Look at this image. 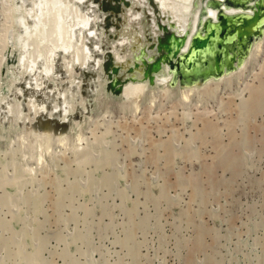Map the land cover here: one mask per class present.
<instances>
[{"label":"rangeland","instance_id":"rangeland-1","mask_svg":"<svg viewBox=\"0 0 264 264\" xmlns=\"http://www.w3.org/2000/svg\"><path fill=\"white\" fill-rule=\"evenodd\" d=\"M33 1L0 0V264H264V0H221L249 17L223 63L165 76L151 59L139 96L83 34L60 99L45 78L51 109Z\"/></svg>","mask_w":264,"mask_h":264},{"label":"bare ground","instance_id":"bare-ground-1","mask_svg":"<svg viewBox=\"0 0 264 264\" xmlns=\"http://www.w3.org/2000/svg\"><path fill=\"white\" fill-rule=\"evenodd\" d=\"M223 1L34 0L32 2L31 23L29 22L30 28L28 29L31 30L30 32L34 37L36 53L41 55L47 63L45 77L38 83L39 90L47 92V80L45 78L48 75L54 84V95L59 99L61 98L58 82L62 79L63 70L69 63V59L77 62L78 43L85 31L78 28L81 17L85 20L83 27H86L88 35L96 34V37L102 40L107 61L106 67H108L112 81L117 80L122 75L129 77L134 96L141 94L142 80L147 63L154 58L161 60V73L170 76L176 68L174 65L177 64L181 68L187 66L186 62L182 65L181 57L188 58L190 56L195 58L199 64V66L194 67L196 74L205 77L211 73L215 62L223 63L225 47L227 42L231 40L228 25L220 31L221 37H217L222 46L220 50L217 49L219 40L216 43L207 36L206 25L218 22V12L222 11L224 14H228ZM262 19L264 20V14ZM227 21H229L228 15ZM215 33L217 32L215 31ZM197 37H202V39H197ZM15 48V52H17L18 47L15 46ZM11 65L13 64L11 63ZM11 65L9 67L12 68ZM222 78L223 75L220 79ZM215 81L218 82L219 78ZM127 85L124 84L122 88H127ZM192 86L196 88L194 85ZM46 92H44V96H47ZM41 96L43 95L41 94ZM36 99H33L37 102L34 106L31 100L32 107L37 112H44L46 108L38 104L41 99L39 98L38 101ZM45 100L43 103L46 102ZM45 105L47 107L46 103ZM41 107L44 109H40Z\"/></svg>","mask_w":264,"mask_h":264},{"label":"water","instance_id":"water-1","mask_svg":"<svg viewBox=\"0 0 264 264\" xmlns=\"http://www.w3.org/2000/svg\"><path fill=\"white\" fill-rule=\"evenodd\" d=\"M239 2H244V0L242 1H239ZM244 6H245V2H244ZM86 8V7H85ZM228 15V14H227ZM227 15L224 14L222 11H219L218 14H217V20L218 22L217 23H213V24H209V23H206V24H209L208 26L206 25V28H207V36L209 39H213L216 43L218 41V35H219V32L222 31L226 25H228L229 23H232L234 22L235 25L237 24H240L242 25V21L245 19V18H249L248 16L247 17H241L238 21H234V20H230V21H227ZM29 22H30V19H29ZM27 26V25H26ZM28 27V26H27ZM21 29L23 28L20 27ZM24 31V29L22 30ZM215 31L217 33H215ZM96 35V34H95ZM88 36V33H87V30L85 29L84 31V38ZM83 38V39H84ZM217 38V39H216ZM91 39V38H90ZM197 39H202V37H197ZM216 39V40H215ZM84 41V40H83ZM94 41H95V38H94ZM197 41V40H196ZM85 42V41H84ZM221 45L218 43L217 44V49L220 50L221 49ZM206 49V48H205ZM207 50V49H206ZM99 58H100V52L97 50V49H94V51L92 52L91 54V59H89L88 63H87V66H89L90 68H94L92 74L95 75H98V72H99V69H98V64H99ZM188 59V60H187ZM12 60H15L14 58H12ZM181 60H182V65L186 62L187 64V71H189V73H193V69L194 67H197L199 66L198 64V61L195 59V58H191L190 56L187 58V57H181ZM64 74V73H63ZM62 74V76H63ZM176 74H174V77L172 78V80L170 81L171 82V85H173L175 82H176V77H175ZM181 75V74H180ZM179 75V76H180ZM177 76V75H176ZM178 78V77H177ZM114 85V83H113ZM116 86V85H114ZM62 89H63V92H64V89L65 87L64 86H61ZM49 89V88H48ZM118 89V87L116 88V90ZM48 95V99H47V108L48 109H51L52 108V94L51 92L49 91V93L47 94ZM61 123V122H60Z\"/></svg>","mask_w":264,"mask_h":264}]
</instances>
